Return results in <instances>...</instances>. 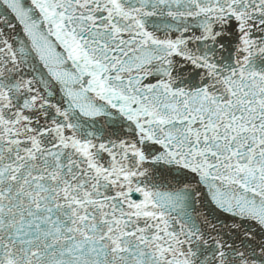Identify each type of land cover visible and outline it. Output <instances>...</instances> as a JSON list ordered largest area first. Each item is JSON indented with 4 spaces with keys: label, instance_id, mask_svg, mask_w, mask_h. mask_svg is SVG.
<instances>
[{
    "label": "snow or ice",
    "instance_id": "obj_1",
    "mask_svg": "<svg viewBox=\"0 0 264 264\" xmlns=\"http://www.w3.org/2000/svg\"><path fill=\"white\" fill-rule=\"evenodd\" d=\"M0 264H264V0H0Z\"/></svg>",
    "mask_w": 264,
    "mask_h": 264
}]
</instances>
